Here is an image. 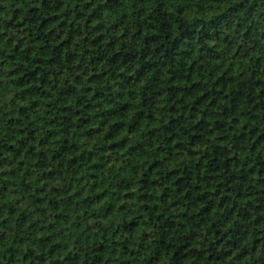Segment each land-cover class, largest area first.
<instances>
[{
  "label": "trees",
  "instance_id": "16d2710c",
  "mask_svg": "<svg viewBox=\"0 0 264 264\" xmlns=\"http://www.w3.org/2000/svg\"><path fill=\"white\" fill-rule=\"evenodd\" d=\"M0 264H264V0H0Z\"/></svg>",
  "mask_w": 264,
  "mask_h": 264
}]
</instances>
